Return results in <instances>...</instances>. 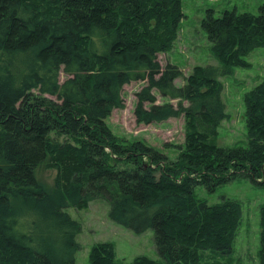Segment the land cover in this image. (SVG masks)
<instances>
[{"label":"trees","instance_id":"obj_1","mask_svg":"<svg viewBox=\"0 0 264 264\" xmlns=\"http://www.w3.org/2000/svg\"><path fill=\"white\" fill-rule=\"evenodd\" d=\"M183 19L182 0H0V264H76L83 226L67 209L98 200L114 223L155 231L162 259L132 264L233 253L241 202L209 205L196 189L213 193L240 177L264 184V82L244 97L248 144H217L227 118L220 78L251 67L245 58L264 48V6L210 13L203 28L221 66H197L178 87L182 71L159 55L173 50ZM133 82H147L136 93L138 124L185 119L176 159L109 127ZM43 165L56 170L53 191L38 180ZM260 227L264 264V204ZM89 264H117L114 245H94Z\"/></svg>","mask_w":264,"mask_h":264},{"label":"rangeland","instance_id":"obj_2","mask_svg":"<svg viewBox=\"0 0 264 264\" xmlns=\"http://www.w3.org/2000/svg\"><path fill=\"white\" fill-rule=\"evenodd\" d=\"M182 5L184 19L175 46L172 51L159 55L162 66L171 63L182 71L183 77L176 80L178 87L185 84V78L189 77L197 66H221L212 53L213 44L203 28L206 17L211 13L215 18H219L225 11L257 15L264 6V0H182ZM245 59L251 67L236 68L231 76L220 78L224 87L222 98L227 113V118L218 129L217 144L221 147L248 144L244 97L247 92L264 82V48L256 49ZM66 78L62 72L61 82ZM145 85L147 82H133L125 86V108L115 110L107 123L116 136L129 141H142L174 160L179 153L175 146L185 142V119L180 117L159 124H138L134 114L137 105L136 93ZM158 101L163 103L167 100L158 95ZM173 103L177 105L178 102ZM37 177L45 189L54 190L56 170L43 165L37 171ZM196 195L209 205L230 198L240 201L243 207V219L233 253L222 257L208 252L201 264H259L260 207L264 204V184L240 177L221 185L213 193L198 187ZM109 210V204L99 200L92 202L88 210L80 211L72 207L67 209L83 226L82 233L78 236L82 248L76 254V264H89L90 251L98 243L114 245L117 264H132L141 256L162 259L156 248L154 230L137 234L111 221Z\"/></svg>","mask_w":264,"mask_h":264}]
</instances>
